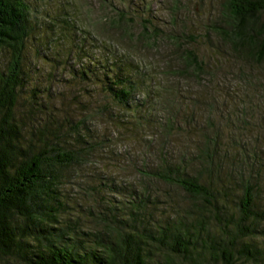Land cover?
<instances>
[{
  "label": "trees",
  "instance_id": "16d2710c",
  "mask_svg": "<svg viewBox=\"0 0 264 264\" xmlns=\"http://www.w3.org/2000/svg\"><path fill=\"white\" fill-rule=\"evenodd\" d=\"M222 10L214 27L222 44L242 63L263 65L264 0H224ZM29 15L27 0H0V264H264V241L255 242L256 228L264 225V156L255 148L264 147L262 103L233 107L226 117L215 99L204 103L207 120L197 128L201 139L190 163L171 162L159 151L156 167L142 175L147 182L136 189L92 182L87 174L76 193L80 212L66 214L65 187L70 183L76 190L70 179L83 176L99 147L88 139L85 118L57 126L47 103L26 89ZM142 33H149L147 27ZM175 38L183 75L201 84L210 72L189 50L188 37ZM118 71L119 76L107 69L97 85L126 107L137 90L130 74ZM92 72L84 67L80 79ZM214 114L221 117L216 126ZM64 123L76 131L70 142L61 134ZM151 182L179 189L192 204L171 200L161 214ZM164 196L169 200V191ZM210 220L218 228H209Z\"/></svg>",
  "mask_w": 264,
  "mask_h": 264
},
{
  "label": "rangeland",
  "instance_id": "374dc122",
  "mask_svg": "<svg viewBox=\"0 0 264 264\" xmlns=\"http://www.w3.org/2000/svg\"><path fill=\"white\" fill-rule=\"evenodd\" d=\"M27 2L33 29L26 49L25 87L30 94L34 89L40 97L38 102L47 103L46 112L56 120L57 126L64 120L76 122L85 118L88 139L96 140L99 147L91 153L92 164L82 168L83 176L70 179L77 184L76 190H70V183L65 187L66 214L71 218L80 212L75 201L81 179H87L88 175L92 182L136 189L147 182L142 175L156 167L159 151L171 162L182 159L190 163L194 146L201 139L197 128L203 127L207 120L208 108L204 103L215 99V106L222 105L223 117L232 114L233 107H249L251 103H262L261 112H264V64H244L236 59L214 30L221 24L224 0ZM120 18H123L121 23ZM144 21L148 24L144 25ZM142 26L149 33L143 34ZM175 36L188 37L189 50L194 51L210 72L211 76L206 74L201 84L192 75H183ZM86 66L93 72L83 81L80 71ZM120 67L122 73L130 74L137 90L126 107L112 101L97 85V79L107 69L119 76ZM26 106L27 102L22 108ZM211 119L216 126L221 117L214 114ZM261 119L259 122L264 127V115ZM38 120L36 115L33 123ZM167 124L170 132L165 129ZM73 127L60 128L61 134H66L64 140L74 139L76 131H70ZM256 134L257 129L247 136ZM260 139L264 144V136ZM248 145L254 148L253 144ZM261 147L255 146L264 156ZM150 191L159 197L156 210L161 214L169 211L167 205L171 200H179L183 206L192 204L175 187L151 182ZM166 191L169 200L164 196ZM105 195L112 197L108 191ZM260 204L264 208V192ZM213 224L211 220L207 222L212 230L218 228ZM256 229L259 233L255 242L264 241L261 240L264 225Z\"/></svg>",
  "mask_w": 264,
  "mask_h": 264
}]
</instances>
